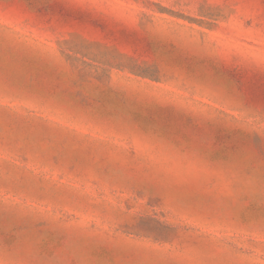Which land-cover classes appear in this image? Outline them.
Masks as SVG:
<instances>
[{
    "label": "rangeland",
    "instance_id": "obj_1",
    "mask_svg": "<svg viewBox=\"0 0 264 264\" xmlns=\"http://www.w3.org/2000/svg\"><path fill=\"white\" fill-rule=\"evenodd\" d=\"M0 264H264V0H0Z\"/></svg>",
    "mask_w": 264,
    "mask_h": 264
}]
</instances>
